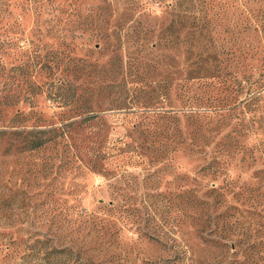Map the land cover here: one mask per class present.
<instances>
[{
  "label": "trees",
  "instance_id": "1",
  "mask_svg": "<svg viewBox=\"0 0 264 264\" xmlns=\"http://www.w3.org/2000/svg\"><path fill=\"white\" fill-rule=\"evenodd\" d=\"M158 1L168 2L156 10L140 1L111 0L114 6L100 7L101 17L90 20L85 30L89 37L79 44L92 40L95 45H106L114 40L111 58L115 64L107 70L72 55L79 46L74 39L82 37L68 41L62 29L52 25L47 42L38 26L25 37L18 23L5 22L0 47L4 56L0 70L7 88L4 105L26 103L32 107L35 97L44 94L72 114L58 127L41 129L25 126L23 111L11 119L16 131L8 134L15 137L21 153L50 152L33 163L35 202L31 212L40 209L41 223L61 228L64 240L59 242L55 232L23 226L15 238L0 233V264H114V249L121 242L116 241L118 230L110 216L119 208L112 200L98 202L93 214L79 203L64 208L57 199L49 202L47 196L64 192L63 185L51 183L59 171L86 169L109 179L115 168L104 164L113 158L120 162L118 167L131 161L168 164L173 152L193 147L190 126H201V118L232 110L245 100L264 99V0ZM158 18L160 27H150L148 20ZM5 57L11 60L5 61ZM245 88V96L239 98L237 93ZM102 91L110 94L106 97L114 109L136 112L123 138L111 141L100 129L92 132L96 124L104 122L107 110L99 102ZM81 128L89 133L82 148L72 136ZM53 168L51 184L38 181L47 178ZM67 188V195H73L78 186ZM128 210L141 212L138 207ZM205 221L209 230L200 238L213 253L210 260L197 261L180 251L161 264H264V214L246 226L239 219L222 220L218 225L207 217L202 226ZM72 232L77 233L76 239L67 238Z\"/></svg>",
  "mask_w": 264,
  "mask_h": 264
},
{
  "label": "rangeland",
  "instance_id": "2",
  "mask_svg": "<svg viewBox=\"0 0 264 264\" xmlns=\"http://www.w3.org/2000/svg\"><path fill=\"white\" fill-rule=\"evenodd\" d=\"M110 1L0 0V47L5 22L18 23L25 37L38 26L43 41L47 42L50 41L47 30L53 25L57 30L62 29L68 41L74 36L83 38L74 39L79 46L72 55L82 56L88 62H95L96 68L107 70L115 64L111 58L114 40L106 45H95L92 40L86 45L79 43H85L89 37L85 30L90 27V20L101 17L100 7L114 6ZM133 1H140L156 10L168 2ZM148 21L150 27H160L159 18ZM3 58L0 51V61ZM9 60L10 57H5V61ZM6 90L4 74L0 70V233L15 238L23 226L26 230L55 232L62 242L61 228L57 229L54 224L48 226L45 221L41 223L40 209L36 213L35 210L31 212L35 202V190L31 185L34 180L33 163L50 152L21 153L15 144L17 140L8 132L16 131V123L11 119L17 111L25 114V126L37 129L51 125L58 127L72 113L57 107L44 94L35 97L32 107L26 103L6 107ZM246 91V88L240 90L238 97L243 98ZM109 95L104 91L100 95L101 108L107 110L104 122L96 124L92 132L100 129L113 141L124 137L137 116L134 111L114 109L106 97ZM200 121L201 126H190L193 147L173 152L168 164L144 165L130 159L131 164L118 167L120 162L113 158L104 164L107 168H115L111 170L113 175L109 179L86 169L69 173L59 171L51 183L63 185L64 192L47 196V200L57 199L64 208L79 203L81 208L93 214L98 211V202L108 204L112 200L119 212L110 218L118 230L119 241H116L121 242L114 249L117 254L114 264H146L147 261L161 264L180 251L185 253V257L191 255L197 261L210 260L213 253L200 238V234L204 235L209 230L207 221L202 226L205 218L215 221V217L218 225L222 220L239 219L246 226L264 214V99L245 100L232 110L219 111ZM9 126L12 127L9 129ZM87 131L81 128L72 132L80 148L89 140ZM214 160L217 166H213ZM215 167L217 171L214 173ZM54 172L55 168L47 178H38V181L51 184L49 181ZM108 184L115 188L112 189V185L109 188ZM69 185L78 186L75 194L67 195ZM126 197L127 202L124 200ZM135 207L141 212L128 210ZM62 224L65 226V222ZM141 233L158 237H140ZM69 237L76 239L77 233L72 232Z\"/></svg>",
  "mask_w": 264,
  "mask_h": 264
}]
</instances>
